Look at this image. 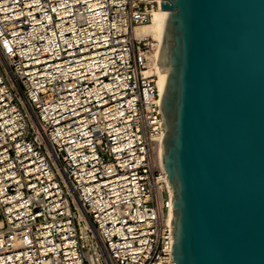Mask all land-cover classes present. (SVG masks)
I'll return each mask as SVG.
<instances>
[{
	"label": "built area",
	"instance_id": "built-area-1",
	"mask_svg": "<svg viewBox=\"0 0 264 264\" xmlns=\"http://www.w3.org/2000/svg\"><path fill=\"white\" fill-rule=\"evenodd\" d=\"M162 2L0 0V264H175Z\"/></svg>",
	"mask_w": 264,
	"mask_h": 264
},
{
	"label": "water",
	"instance_id": "water-1",
	"mask_svg": "<svg viewBox=\"0 0 264 264\" xmlns=\"http://www.w3.org/2000/svg\"><path fill=\"white\" fill-rule=\"evenodd\" d=\"M175 264H264V0H164Z\"/></svg>",
	"mask_w": 264,
	"mask_h": 264
},
{
	"label": "bare ground",
	"instance_id": "bare-ground-1",
	"mask_svg": "<svg viewBox=\"0 0 264 264\" xmlns=\"http://www.w3.org/2000/svg\"><path fill=\"white\" fill-rule=\"evenodd\" d=\"M167 10L162 7L153 11L151 19L148 23L137 25L134 29L135 34L138 37H152L156 40L155 46L151 52L150 59L147 64L146 73L154 72L157 75V82L161 95L163 94L167 74L165 71L161 70L158 63L159 49L162 43V29L165 21ZM161 156H162V146H161ZM172 217V208H171Z\"/></svg>",
	"mask_w": 264,
	"mask_h": 264
},
{
	"label": "rangeland",
	"instance_id": "rangeland-1",
	"mask_svg": "<svg viewBox=\"0 0 264 264\" xmlns=\"http://www.w3.org/2000/svg\"><path fill=\"white\" fill-rule=\"evenodd\" d=\"M156 44V40L153 39L152 37H149V45H150V48L153 50V46H155Z\"/></svg>",
	"mask_w": 264,
	"mask_h": 264
}]
</instances>
